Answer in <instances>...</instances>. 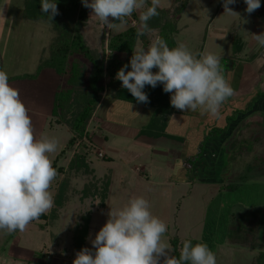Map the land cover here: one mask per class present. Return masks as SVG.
<instances>
[{"label":"rangeland","instance_id":"obj_1","mask_svg":"<svg viewBox=\"0 0 264 264\" xmlns=\"http://www.w3.org/2000/svg\"><path fill=\"white\" fill-rule=\"evenodd\" d=\"M182 1L161 0L157 11L168 8L166 10L168 16L165 19L160 17L159 20L158 14L148 21L151 31L139 36L135 50L138 47L146 49L153 40L160 38L159 28L171 20L176 7ZM260 3L262 7L264 0H260ZM147 6H151V0H147ZM219 6L220 2H213V0L190 2L177 25L179 33L176 35L175 45L185 44L197 58L204 52L219 56L223 74L235 90L234 95L225 104L248 98L245 103L248 105L256 92L264 93V47L257 48L253 53L254 57L251 53L235 57L232 56V45L238 34L239 39L243 38L250 43V33L254 31L251 14L253 15L254 12L249 14L245 11V6L243 8L241 5L232 4L229 7L237 14L227 12L218 14V18L211 24ZM22 7L23 0H0V58H2L3 70L8 72L11 67L17 68L16 70L22 73L21 77L31 67L35 68L36 64L38 66L36 59L38 52L35 51V47H40V50L46 47L47 53L41 61L46 59L49 57L50 44L56 36L52 25L22 18ZM139 15L140 11L134 12L126 18L124 24L110 18V22L116 23L117 27L108 29L99 22L98 18L91 17L92 10L88 8V18L82 26V34L86 37L85 41L93 55L104 63V86L110 82L107 67L113 55L108 44L112 38L126 30L137 29ZM229 31L231 35L228 38ZM33 56H35L33 59L35 63L30 62ZM118 57L120 61L126 59V55ZM10 58L13 62H10ZM87 66L89 67L90 64ZM155 69L153 68L152 71ZM85 75L87 77L78 94L79 101L81 94L88 89L89 75L88 73ZM118 85L115 84V87L109 89L105 95L111 96ZM107 101H111L110 98ZM116 112L114 114L118 117L123 113ZM188 113H190L188 116L191 125L196 123L194 120H203L202 123L205 124L206 115L202 111H188ZM127 117H124L125 121L130 120V117ZM238 118L232 122L231 127L234 130L230 134L219 136L213 140L214 142L210 141L206 154L204 153L199 161L189 166L184 164V160L186 157H194L198 147L192 140L188 145H182L180 140L173 142L163 138L156 144L155 154H152L151 150L147 152L143 150V158L131 165L130 170L124 168L127 162L122 153L127 151V148L130 150V144L110 137L109 142L104 144V148L121 151L112 152L113 160H108L107 155L102 153L103 151L99 150L92 141L84 142L87 148L83 151L93 170L91 175L69 171V163L76 150L81 147L80 142H77L73 148L65 147V152L53 163L58 175L50 188L55 198L60 183L69 182L68 200L64 209L54 222L39 218L32 221L24 231L12 233L0 231V264H73L76 253L79 252L74 245L73 231L77 225L83 224L82 217L90 213L92 215L83 248L94 252L91 240L95 239L96 234L107 222L111 208L123 207L132 197L145 198L151 205L152 214L165 222L168 230L164 240L169 244L174 237L181 241L204 242L215 253L217 264H255L254 260L264 250L258 252L253 247H264V245L251 235L248 237L249 243L246 246L231 244L227 239L226 223L229 220L230 225L238 223L242 226L247 225L246 227H251L254 232L257 229L253 221L249 220L250 222L247 223L245 217L233 218V214H242L244 211L238 201L246 197L243 194V187L247 186L245 184L259 186L262 182L264 183V99L255 103L247 114L238 115ZM209 125L213 127L212 123ZM87 131L89 135L101 134L91 121ZM169 134L175 136L177 133L172 127ZM250 139L251 143H246L248 154L243 155V153V157H240L242 163L235 164L231 158L234 143L237 146L240 141ZM138 147L140 146L136 148ZM99 153H102L103 158L99 157ZM144 164L148 166V175L139 178L134 171L131 172L135 166ZM248 165L251 166L250 170ZM239 170H244V174H238ZM107 176L110 177L111 186L104 208L101 207L99 198L81 199V192L86 184L93 180L100 181ZM230 185L234 187V191L227 190V186ZM241 205L252 208L244 201ZM52 209L53 207L43 215L48 216ZM164 259L165 257H160V264H163Z\"/></svg>","mask_w":264,"mask_h":264},{"label":"clouds","instance_id":"obj_2","mask_svg":"<svg viewBox=\"0 0 264 264\" xmlns=\"http://www.w3.org/2000/svg\"><path fill=\"white\" fill-rule=\"evenodd\" d=\"M92 16L108 29L117 27L110 18L126 23V18L140 11L137 36L150 32L148 21L158 15L161 0H81ZM236 0H223L225 12L237 14L229 5ZM249 14L261 7L260 0H244ZM142 10V11H141ZM40 11L50 19L59 14L56 0H41ZM264 47V33L252 34ZM129 67L125 64L116 79L140 103H148L143 91L163 84L165 93H172L171 105L181 111L200 110L218 117L220 108L234 95V88L225 78L220 57L204 52L199 58L179 43L170 48L163 38H156L145 49L133 51ZM156 68L158 71L153 72ZM55 137L36 138L32 118L20 91L9 84L8 74L0 70V231H24L34 220L47 213L54 204L51 184L58 175L51 154L58 149ZM143 197H132L121 208H111L108 220L91 240L94 252L83 248L73 264H217L215 253L207 243L182 242L179 258L169 255L171 245L164 240L167 225L151 212Z\"/></svg>","mask_w":264,"mask_h":264},{"label":"trees","instance_id":"obj_3","mask_svg":"<svg viewBox=\"0 0 264 264\" xmlns=\"http://www.w3.org/2000/svg\"><path fill=\"white\" fill-rule=\"evenodd\" d=\"M189 1L190 0H183L176 7L171 20L162 24L159 28L160 38H163L170 48L176 47L175 35L179 33L177 24L186 10ZM40 3L41 0H23L21 13L22 18L25 20L52 25L56 33L55 38L50 44L49 57L40 62L39 71L45 68H51L61 77V82L55 96L53 116L56 122L65 125L72 134V138L69 140L66 147L73 148L77 142H80L81 145V147L76 150L69 163V171L84 173L85 175L93 174V170L88 163L87 155L83 151L87 148L84 139L92 141V135H89L87 132L88 125L90 121L92 122L95 118L103 96H105V93H107L109 89L114 88L115 84H119L121 87L119 85L116 86V90L113 91L112 95L110 94L113 100L154 109L149 124L140 132L141 136L154 139L166 138L173 141L180 140L184 142L183 138L167 133L170 118L176 114L178 110L171 105L170 97L172 93H165L163 91V84H158L155 88L146 86L143 89L149 98V102L145 104L136 101L131 93L126 88L122 87V82L115 78L117 71L125 64L129 65L126 71L131 70L130 59L139 39L137 36V29L130 28L122 34L112 38L109 42L108 48L113 53L107 67V71L110 75V82L104 86V63L93 55L92 50L87 45L82 34V26L86 23L88 18V8L83 6L81 0H56L59 14L50 19L47 14L41 13ZM220 3L222 4L223 0H220ZM236 3L245 4L244 0H236ZM158 13L159 20L160 17L165 19V17L168 16V11L166 10H159ZM258 13L264 17V3ZM243 49L244 43L240 39L234 38L232 56L236 57L240 55ZM119 55H126V59L120 61ZM87 64H90V66L88 67ZM85 73L89 75L87 81L88 89L81 94L79 101L78 94L87 77ZM253 97L252 102L248 105H245L248 98L243 101H233L231 104L227 105L224 103L220 108L219 116L212 117V121H210L213 127L209 125L210 123L206 125L202 141L197 147V153L192 158L186 157L184 164L186 166L195 164L203 157L204 153L206 154L210 141L214 142L213 140L217 137L230 134V132L234 130L231 127L232 122L239 119L238 115H244L251 111L255 103L260 99H264V93L256 92ZM208 126L210 127L207 128ZM251 139L240 141L237 146L234 143L231 151L232 160L235 161L236 156L248 151L246 143H251ZM186 170L189 171L187 168ZM68 183V181L60 183L54 198L53 209L48 216L41 215L40 218L50 219L53 222L58 219L60 211L65 207L68 200L70 188ZM110 186L111 180L109 176L104 177L100 181L93 180V182L84 186L81 192V199L99 198L100 205L104 208L108 200ZM227 190L234 191V187L232 185L227 186ZM91 219V213L85 215L82 217L83 224L77 225L73 231L74 245L79 251L84 247L89 233ZM230 224L231 221L228 224L227 239L231 244L246 246L249 243L248 237L250 235L258 240L257 229H255L254 232V229L246 227L247 225L242 226L239 223L236 225ZM241 234L242 236H240ZM182 242L183 241L177 237L170 240L171 247L174 250L170 255L179 258ZM191 242L193 245L196 244L195 241L191 240ZM253 248L257 249V246ZM254 263L264 264V252L258 255Z\"/></svg>","mask_w":264,"mask_h":264},{"label":"crops","instance_id":"obj_4","mask_svg":"<svg viewBox=\"0 0 264 264\" xmlns=\"http://www.w3.org/2000/svg\"><path fill=\"white\" fill-rule=\"evenodd\" d=\"M192 1L194 0H190L188 2L186 9L188 8L190 2ZM215 1L220 2V0H213V2ZM235 4L241 5L242 7L243 6L247 7V5L243 3H235ZM258 12L259 10H256L253 13V15L251 14L254 21V31L250 33L251 34L250 43L246 42L243 38H240V40L244 43V49L243 52L240 55H238L239 57L247 53L248 54L251 53L252 57H254L255 55V54L253 55L254 51L257 48L260 49V46L257 44V42L255 41L252 35V34L258 35L264 33V17H262ZM225 13L226 12L224 10L223 3L222 4L220 3L217 14L212 18L211 24H213L215 20L218 18V14L220 15ZM230 35H231V31H229L228 33V38ZM235 37L239 39V34ZM84 39L86 40V37H84ZM35 49H36L35 51L38 52L36 57V59L38 60V66L36 64L35 68L34 66L31 67L29 71L23 74L24 75L23 77H21L22 73H20L19 70H16L17 68H14L15 69L14 70L11 67V70H8V72L6 73L9 74L8 77H9L10 86L19 89L20 91V98L27 107L29 111V115L32 118L36 138L39 139L41 136L55 137L59 141L57 151L51 154V159L52 162L54 163L55 161H57L59 157H61L62 153L65 152L66 149L65 147L67 146L69 140L72 138V134L65 125L56 122V119L53 116L55 96L61 82V77L51 68H45L42 71H39V64L41 62V58L46 55L47 50L45 46L41 50L40 47H35ZM33 59H35V56H33L30 62L35 63ZM10 62H13L12 58H10ZM3 69L4 67L2 64V58H0V70ZM156 71H158V69H155V71L153 72ZM108 98H110L111 101H107ZM120 102L121 101L113 100L110 96L107 95L103 97L102 102L97 110V114L92 121L94 123V126L102 134V137L101 134L99 136L92 135L93 137L92 143L95 144L99 150L103 151L102 153H105L107 155L108 160H113L111 155L112 152L115 151L114 148L113 149L109 147L104 148V144L109 142L110 137L121 139L125 144H130V150L127 148V151H122L123 155L126 158V162L128 163V164L125 163L126 167L124 168L130 170L131 165L136 164V162L139 159L143 158L142 157L144 155L143 150L146 152L151 150L152 154H155L156 150L154 149L157 148L156 144L159 143V140L163 138L154 139L140 135V132L145 127H147L153 116L154 113L153 108L146 106H139L126 102H121V103ZM101 109L103 110L102 112ZM116 111H120V113L123 112L121 114L122 116L121 115L119 117L116 116L114 114ZM189 114L190 113L186 111L178 110L176 114H174L170 118L169 125L167 128V133H169L173 127L175 133H177L176 136L179 135V137L181 136V138L184 139V142L181 143L182 145H188L191 140L193 141V143L195 142L196 145H199V143L202 141L203 132L205 130L206 125H208V123L212 121V116L204 114L206 115L204 120L205 124L202 123L203 120L200 121L194 120L196 123L195 124L192 123L193 125H191L190 118L188 116ZM127 116L130 117V120L125 121L124 117ZM137 146L140 147L136 148ZM120 151L121 150H116L115 153H119ZM245 153L248 154V151L244 152L243 155H245ZM243 155L241 154L236 157L234 161L235 164L242 163V158L240 157H243ZM247 167L250 170L251 166L248 165ZM133 171L135 172V175L137 177L142 178V176H146V174L148 175V166H146L145 164L142 166H137V167L135 166L134 170H132L131 172L133 173ZM239 171L240 173L238 174H244V170H239ZM113 180H114V173L112 171V182ZM263 184H264L263 182L262 185L259 186L245 184L247 186L243 187L244 190L243 194L246 197L238 201L240 207H242L244 211H242V214L241 213H237V215L233 214V217L234 218H236V216L238 218L245 217V221H247V223L249 220L253 221L257 226L258 241L264 245V238H263L264 185ZM243 201L252 208H246V206L241 205ZM228 224H229V220L226 223V228H228ZM263 250L264 247H258L257 249H255V251L258 252Z\"/></svg>","mask_w":264,"mask_h":264},{"label":"built area","instance_id":"obj_5","mask_svg":"<svg viewBox=\"0 0 264 264\" xmlns=\"http://www.w3.org/2000/svg\"><path fill=\"white\" fill-rule=\"evenodd\" d=\"M87 132H88V131H87ZM84 142H91V141H88V140L84 139ZM99 157L103 158L102 153H99Z\"/></svg>","mask_w":264,"mask_h":264}]
</instances>
